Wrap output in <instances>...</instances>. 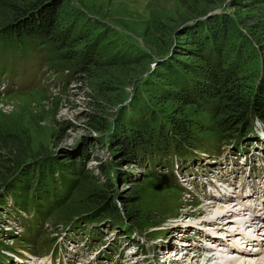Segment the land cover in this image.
<instances>
[{
    "label": "rangeland",
    "instance_id": "374dc122",
    "mask_svg": "<svg viewBox=\"0 0 264 264\" xmlns=\"http://www.w3.org/2000/svg\"><path fill=\"white\" fill-rule=\"evenodd\" d=\"M56 5L60 40L8 47L0 35V147L7 148L0 149V264H264V123L246 115L249 136L242 137L222 129L226 100L169 98L187 89L193 99L209 63L232 69L245 98H261L264 2ZM225 15L234 25L227 42L206 44ZM172 121L190 143L162 140ZM122 141L134 145L132 159L117 149ZM153 142L166 147L158 152ZM8 155L11 173L3 166ZM75 160L82 172H66ZM44 163L55 166V180L60 173L71 181L59 180V190L45 182L53 198H40L34 222L35 207L12 204L4 187L17 178L26 193L22 178L30 174L34 192ZM96 191L112 207L108 214L95 212ZM219 207L231 214L217 219L209 211ZM96 213L102 216L87 220ZM234 232L241 234L230 238Z\"/></svg>",
    "mask_w": 264,
    "mask_h": 264
},
{
    "label": "trees",
    "instance_id": "16d2710c",
    "mask_svg": "<svg viewBox=\"0 0 264 264\" xmlns=\"http://www.w3.org/2000/svg\"><path fill=\"white\" fill-rule=\"evenodd\" d=\"M56 2L57 0H0V7L7 12L6 14V12L3 11V20L0 21V35H2L5 44L8 47H15L19 43L21 45H26L28 39H36V37H46V40H60V34L55 31V19L53 17L58 10L56 9L55 11V7L57 6ZM258 2H264V0H258ZM224 18L225 19L223 23L225 24L222 29L216 27V31L212 32L211 36H207L206 44L209 45L214 43L215 48H217V46L221 47L224 42H227L228 34L230 33L234 25L232 23V20H230L228 16L225 15ZM246 49L243 48V52ZM202 76L204 77L202 85L198 84L200 82H194L197 85L193 84L194 86H192L194 91V98L196 100L194 98L191 99L192 95L188 92L187 89L182 94H174L175 92H172L170 93L169 98L173 97L174 100L180 101L183 104L196 105H199L200 103H209L215 98H222L226 100L227 108L229 109L230 114L227 119L221 122L222 129H239L240 135L242 137L243 135L245 137L249 134L246 125V115L247 117L249 116L251 118L259 119L264 123V93L260 94L262 95L260 96L261 98H259V96L257 97L256 95L254 96L253 100L250 98L252 100L250 101L248 97L245 98L244 92L238 88V85H236V78L235 74L233 73V70L230 68H223L221 66L215 67L214 65H212V63H209L207 68L202 70ZM172 122L173 123L171 124L173 125L174 129L170 128V132H168L169 130L166 129L168 133L167 135H164L162 140L166 142L167 140H169V138H171L172 141L176 142L177 138V140L181 144L184 141L186 143H190L187 138V132L181 130L182 124L179 121ZM162 132L163 130H160V133ZM169 133H172V137H169ZM136 134V140L144 141V139L142 138V134ZM132 139H134V137ZM123 141L121 143V146H118L117 149L123 154L124 159L131 158L132 154H135L134 145L126 144ZM133 143H135L136 145L139 144L136 146L137 149L141 147L143 148V146L140 143L136 142L135 139ZM153 143H155V147L158 152H160L158 148L166 147V144L159 147V144L157 145L156 142ZM0 149L2 151L7 150L5 146L0 147ZM10 154L12 153L10 152ZM9 156L11 155L4 157L5 162L3 166L11 170L12 167H14V164L12 165L14 159H11ZM159 157H161V155ZM45 164L47 163H44V170L40 173V175L38 171V176H42L41 183L39 184L41 186H38L34 192L30 193L31 190L33 191V181L31 182L32 176L30 174H26V178H22L24 180V185L27 189V191H25L26 193H22L23 183H20V180H18L17 178L10 180L7 187H4L5 191L6 188H8V192L11 193L12 204L21 205V209L23 210H28L29 206L35 207L30 209L36 213V215H31V220L34 222L37 220V218H41V215H39L41 209L37 208V206H42L40 205V198H47L49 196L52 197V188L49 189L46 185L47 183L45 184V182H48V184L51 185H53L54 183V187H56L55 189L59 190L60 181H63L65 178L59 173V177L55 180V166L50 167L46 166ZM79 165L80 163L75 160L70 165V167H65V170L66 172H69L71 169L74 168L75 172H77V174H80L82 172V169L79 167ZM35 170L36 168L34 167L32 169L33 174L36 173ZM12 171L13 170L9 171V173H11ZM84 175L86 177L89 176L87 172H84ZM65 179L71 181L68 178ZM55 182L57 183L55 184ZM5 191L4 193H6ZM67 193H70V189H68ZM29 197L32 200V203L30 204ZM94 197L95 200L93 201V204L96 206L95 209H97L95 210V212L100 211L104 214L109 211H112V207H110V204H108V202L103 198L104 196L99 191H96ZM58 200H60L59 202L63 201L62 198H58ZM101 213L89 215V217L86 218L88 221L93 222L96 221L98 217L102 216Z\"/></svg>",
    "mask_w": 264,
    "mask_h": 264
},
{
    "label": "bare ground",
    "instance_id": "6f19581e",
    "mask_svg": "<svg viewBox=\"0 0 264 264\" xmlns=\"http://www.w3.org/2000/svg\"><path fill=\"white\" fill-rule=\"evenodd\" d=\"M227 196H228V194H227ZM220 198H222V196H218L217 197V199H220ZM232 200V199H231ZM233 209H235L236 208V205L237 204H235V202H233ZM238 205H240V204H238ZM261 205V204H260ZM253 206V205H252ZM230 207V206H229ZM239 207V206H238ZM237 207V208H238ZM225 208V209H224ZM224 208H221V207H219V208H217L216 210H214L215 208H213V210L212 211H209L210 213H212V215H214V216H216V218L217 219H220V218H224L225 216H227V215H230L231 214V210H227V208L226 207H224ZM205 209V208H204ZM231 209V208H230ZM236 210V209H235ZM239 210H240V208H239ZM238 210V211H239ZM249 210V209H248ZM250 211V210H249ZM207 212V211H206ZM241 212L243 213V211L241 210ZM251 212H252V210H251ZM245 213V212H244ZM255 213H256V211H255ZM247 213H245V215H246ZM249 214H250V212H249ZM211 215V216H212ZM251 215V214H250ZM260 217V216H259ZM224 221V220H223ZM227 221V220H226ZM237 221V220H236ZM248 221V220H247ZM217 222V221H216ZM257 222V221H256ZM206 224V223H208V220H204L203 221V224ZM224 223V222H223ZM223 223H221V224H223ZM245 223V222H244ZM215 224V223H214ZM227 224V223H226ZM245 225V224H244ZM238 226V225H237ZM247 226V225H246ZM245 230V229H244ZM251 230V229H250ZM254 230V229H253ZM242 232V231H241ZM250 232H252V231H250ZM255 232V231H254ZM235 234H241L240 232H238V233H236V232H234V233H231V234H229L228 236H230V238L231 237H236V235ZM241 237V236H240ZM243 237H246V236H244L243 235ZM242 237V238H243ZM229 238V239H230ZM255 239V238H254ZM258 239V238H257ZM217 240V242H221L222 240H218V239H216ZM250 240V239H249ZM251 241V240H250ZM256 243V242H255ZM258 243V242H257ZM256 243V244H257ZM235 250V249H234ZM257 251H258V249H257ZM264 251V250H263ZM237 252V251H236ZM260 252H261V249H260ZM257 254V253H256ZM260 254V253H259ZM215 255L218 257V258H220L219 257V254L217 253H215ZM241 255V254H240ZM254 255V254H253ZM257 256V255H256ZM247 257V256H246ZM227 260V259H226ZM235 261H237V260H235ZM235 261H232L231 263H233V262H235ZM32 262L33 263H35V264H40L38 261H33L32 260ZM219 262V264H224L222 261H218ZM227 263V262H226ZM234 264H237L236 262L234 263ZM239 264V263H238ZM242 264H244V263H242ZM253 264V263H252Z\"/></svg>",
    "mask_w": 264,
    "mask_h": 264
}]
</instances>
